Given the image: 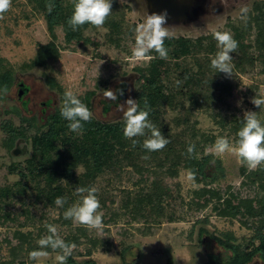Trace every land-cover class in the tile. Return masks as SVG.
<instances>
[{
    "label": "rangeland",
    "instance_id": "374dc122",
    "mask_svg": "<svg viewBox=\"0 0 264 264\" xmlns=\"http://www.w3.org/2000/svg\"><path fill=\"white\" fill-rule=\"evenodd\" d=\"M63 2L69 5L72 0ZM199 2L201 6L195 9V16L191 20H187L185 15L179 20H166L164 27L169 37L189 39L195 44L198 38L212 36L216 31H227L232 35L231 26L242 27L246 19L252 20L253 5L264 0ZM117 3V9L112 10L110 15L121 25L118 36L109 34V29L104 26H89L83 30L79 42L66 44L64 32L58 27L55 34L60 56L45 67H23L33 60L40 45L51 40L44 17L34 9L33 2L12 0L10 9L0 18V59H3L0 70L11 69L14 77L13 86L6 93L0 90V187L11 186L19 180L16 170L10 172V169L25 166V160L32 153L30 136L37 125H42L54 111L61 108L66 90L73 91L78 98L94 92L89 110L93 118L102 122L122 120L116 104H122L129 98L136 100L135 93L140 86L137 69L146 71L149 61L156 57L155 51H150L144 57L133 55L137 29L146 24L148 15L164 13L153 8L148 0H118ZM244 9L248 11L246 17L242 18ZM254 30L245 38L252 46L256 34ZM218 51L220 49L215 39H205L201 47L194 46L190 54L177 61L168 56L166 60L170 62L171 70L164 77L163 84L172 90V94L160 108L161 121L171 132H183L188 136L194 130L203 137L212 136V142L199 145V149H203L200 155L212 156L205 167L206 180L198 183L183 166L177 168L175 176L166 172L167 164L157 168L158 161L165 162V154L160 150L157 155L147 152L150 154L148 157L136 159L139 166L146 170L141 173L124 165L114 172L105 171L88 183V187L97 189L101 205L98 211L103 215L100 230L75 224L71 220L70 227L57 223L59 206L46 207L40 202H33V190L7 203L0 200V262L13 261L18 264L21 260L24 264H58L57 252L52 251L47 257L30 260L26 246L21 247L22 237L27 233L32 234L31 242L37 244L41 238L38 237L40 229L45 232L42 236L47 233L46 224L56 226L61 238L74 237V229L81 227L86 230L87 237L111 244L108 253L98 246L87 257L90 243L85 238L75 236L71 243L76 247L70 257L80 263L92 260L94 264H205L208 255H213L216 264H225L232 253L219 246L213 238H222L228 233L234 236L235 244H240L247 251L251 250L250 238L254 232L242 226L237 219L217 215L213 208L222 203L214 195L212 199L209 198L215 192L225 199L237 190L243 198L247 190L240 188V169L242 166L252 171L256 168H249L231 152L215 156L210 149L218 137H225L232 146L236 145L232 135L220 127L216 120L241 118L246 111H254L257 118H264V106L259 109L251 103L255 96L264 98V57L251 62L242 58L241 51H236L230 54L232 76L220 72L216 75V70L211 69L207 62ZM246 52L256 55L255 47ZM174 62L182 68H188L191 74H198L200 69L205 71L206 79L216 75L231 86L230 94L218 96L217 90L213 91L210 85L201 83L202 88H197L201 93L194 94L198 97V105L191 113L186 112L191 101L187 95L178 94L184 84L180 81L177 85L179 70L173 67ZM48 79L54 81L55 87L49 86ZM107 89H122L123 95L118 97L117 92L115 102L106 100L103 90ZM102 102L109 104L106 112ZM186 114H189L188 125H177V120ZM22 118L33 119L30 121L32 127L22 122ZM7 123L14 128L21 126L26 131L25 136H16L11 149L3 145L10 134L4 128ZM83 172L82 166L76 168L77 175ZM154 181L169 190L168 196L155 210L146 207L142 197V190ZM195 192L200 195L196 196ZM78 200L79 197L75 195L71 205ZM134 203L144 208L145 218L132 215L135 214ZM125 205H129L127 209ZM5 215H9V219L4 220ZM247 264L263 263L254 255Z\"/></svg>",
    "mask_w": 264,
    "mask_h": 264
},
{
    "label": "trees",
    "instance_id": "16d2710c",
    "mask_svg": "<svg viewBox=\"0 0 264 264\" xmlns=\"http://www.w3.org/2000/svg\"><path fill=\"white\" fill-rule=\"evenodd\" d=\"M34 4V9L41 13L44 17L46 29L50 36V41L44 45H40L36 50L35 56L30 63L24 64L25 68L45 67L49 62H55L59 59L60 49L56 44L55 29L61 28L64 32V41L66 44L72 42H79L82 39V32L90 24H85L77 31H72L68 26V19L73 11V4L67 5L63 0H31ZM118 0H111L112 10L117 9ZM52 3L54 8L51 13L48 12L46 5ZM252 20L246 19L242 27H232V36L238 42V49L241 51L242 58L253 62L256 58L264 57V2H258L253 5ZM109 29V34L115 33L117 36L121 33V25L115 21L111 15L108 16L103 25ZM252 29H255L254 42H246L247 34ZM214 40L212 36L200 37L193 44L189 39L185 38H168L164 44L168 50L169 58L177 61L182 57L187 56L194 49V46H202L204 40ZM113 41V39H110ZM255 47L256 55L249 54L247 49ZM156 57L152 58L146 71L137 69L139 71V90L135 93L136 101L141 109L149 111V120L160 129L170 143L160 150L165 154V162L158 161L157 168H162L167 164L166 172L170 176L177 174V168L183 166L200 183L206 180L205 167L210 162L212 156L199 154L203 149H199L200 143H210L213 141L212 136L198 135L194 130L189 132L186 136L182 133H173L161 121L160 108L166 102L168 96L172 94V90L168 89L163 84V79L171 70V64L166 59H161L155 52ZM264 59V58H263ZM264 61V60H263ZM3 59H0V68H2ZM208 66L211 68V60H208ZM173 67L178 72V80L184 85L179 89L181 96L187 95L191 101L190 107L186 112L191 113L196 108L199 100L195 93H201L200 88L202 84L210 85L213 91L217 90L218 96L223 93L230 94L231 86L218 79L217 71L214 78H205V71L199 70L198 74H191L188 68L181 67L177 62H174ZM213 69V68H211ZM193 75V76H191ZM13 73L11 69L0 70V90L4 91L5 87L9 90L13 86ZM50 87L54 86V81L47 80ZM192 83V84H191ZM203 85V86H204ZM199 86V87H198ZM193 87V88H192ZM186 89L183 92V89ZM197 88H199L197 90ZM169 93V94H168ZM177 93V92H176ZM94 92H88L79 99L89 108L91 98ZM118 97L121 95L118 93ZM103 110H108L109 104L102 102ZM184 107V106H183ZM218 115H220L218 113ZM189 114L184 115L182 119L177 120V125L183 123L188 125ZM259 119V118H258ZM22 122L28 123V127H32L30 122L33 119H21ZM264 123V118H260ZM216 123L223 129L228 130L232 138L237 142V132L242 126V117L237 119H219ZM68 122L60 115V108L54 111L42 125L35 127V132L30 136V143L32 153L30 157L25 160V166H15L10 169V172L16 170L19 175V180L11 186L0 187V200L7 203L12 198L18 196H26L29 190L34 191L35 203H42L46 207H54L57 197H65L66 203L63 207H59V216L56 220L59 224L71 226L70 220L64 219V211L74 202L75 188L88 187L90 181H94L99 175L105 171H113L121 168L123 165L133 168L136 172L146 171L140 167L137 158L140 156L148 157L145 149L142 147L143 140L147 137H136L139 141L136 147L132 146V140L126 139L123 135V120L114 122H102L95 118H91L87 122H82L83 127L79 132L69 131L67 127ZM31 125V126H30ZM44 127V130L41 128ZM4 128L10 133L4 140L3 145L7 149H11L16 136H25L26 131L21 126L16 128L10 124H6ZM188 138V139H187ZM195 144V152L189 157L187 154V147L189 144ZM152 155H157L158 151H152ZM157 157V156H155ZM82 166L84 172L80 175L76 174V168ZM149 171V170H147ZM242 181L240 188L247 190V195L241 197L239 190L223 199L220 195L212 193L222 204L214 206V211L219 216H227L229 218L237 219L238 222L252 230L254 233L250 238L251 250L247 251L240 244H235V238L232 234H224L222 238L214 237L215 242L222 248L230 251L232 256L225 264H247L251 257L256 255L264 264V164L256 167L255 170H248L245 166L241 169ZM214 179V178H213ZM169 190L160 186L157 181L150 182L146 189L142 190L143 201L146 207H151L153 210L158 209L162 204L164 197L168 196ZM196 196L200 194L195 192ZM129 205H125V209ZM134 216L145 218L144 211L141 206L136 203L133 204ZM4 220L9 219V215H5ZM133 219H136L133 217ZM72 233L74 237L68 238L65 236L66 242L71 243L75 236L85 238L90 243V249L86 251V256H91V250L101 246L105 252L110 251L111 244L107 241L87 237L86 230L77 227ZM202 231V230H201ZM38 237H42L45 233L40 229ZM71 233V232H70ZM47 234V233H46ZM202 235L200 232L199 236ZM22 248L25 245L27 251L31 252L38 248L37 244L32 243V234L27 233L23 236ZM257 244L255 245V242ZM50 253L52 250L49 248ZM123 256V254H122ZM69 264H94L92 260L85 262H76L72 257H68ZM15 262H0V264H14ZM18 264H24L19 261ZM205 264H216V258L213 255H208V261Z\"/></svg>",
    "mask_w": 264,
    "mask_h": 264
},
{
    "label": "clouds",
    "instance_id": "9594fccd",
    "mask_svg": "<svg viewBox=\"0 0 264 264\" xmlns=\"http://www.w3.org/2000/svg\"><path fill=\"white\" fill-rule=\"evenodd\" d=\"M11 4L12 0H0V18H3V14L10 9ZM72 4L73 11L67 21L72 31H77L85 24L97 28L102 27L112 13L111 0H72ZM46 8L51 13L54 4L49 3ZM247 11V9L243 10L242 18L246 17ZM165 22V15L163 14L148 15L146 24L137 29L138 34L133 48L134 56L144 57L150 51H155L161 59H167L168 50L164 42L170 37L167 28L164 27ZM213 38L220 51L211 58L210 66L217 73L232 76L230 65L232 55L230 54L236 52L238 42L227 31H216L213 33ZM179 84L180 81H177V85ZM4 92H7L6 87ZM117 92L123 95L119 89L116 91L107 89L103 90V96L106 100L115 102ZM251 103L260 109L264 106V98L255 96L251 99ZM116 108L122 114L123 135L126 139L132 140L133 147L139 143L135 139L136 137H147L143 140L142 147L148 152L162 150L170 143L162 135L160 129L149 120V111L141 109L136 100L129 98L122 104H116ZM60 115L68 122L67 127L72 132H79L83 127L82 122H87L92 118V112L71 90H66L63 94ZM236 135L238 139L235 146H232L227 138L218 137L210 149L211 154L220 156L226 152H231L243 164L253 169L264 164V123L257 118L256 112L246 111L244 113L242 126ZM195 147L194 143L188 145L187 154L189 157L194 154ZM96 193L97 189L94 187L75 188V195L79 197V200L64 211V219L90 229L100 230L103 224V215L98 211L101 205ZM66 202L65 197H57L54 201L59 207H63ZM45 228L47 234L37 241L38 248L29 252V259L37 260L47 257L49 255L47 249L50 248L58 253L56 257L58 264H67V259L76 245L62 239L56 226L46 224Z\"/></svg>",
    "mask_w": 264,
    "mask_h": 264
},
{
    "label": "water",
    "instance_id": "95a60500",
    "mask_svg": "<svg viewBox=\"0 0 264 264\" xmlns=\"http://www.w3.org/2000/svg\"><path fill=\"white\" fill-rule=\"evenodd\" d=\"M151 3L153 8H156L160 11H163L166 20H173L175 18H180L185 15L186 19H192L195 16L194 10H181L177 6V3L172 0H148ZM18 96H21V92H19Z\"/></svg>",
    "mask_w": 264,
    "mask_h": 264
},
{
    "label": "flooded vegetation",
    "instance_id": "af4514ba",
    "mask_svg": "<svg viewBox=\"0 0 264 264\" xmlns=\"http://www.w3.org/2000/svg\"><path fill=\"white\" fill-rule=\"evenodd\" d=\"M172 1L177 3V6L179 8H181V10H184V9L191 10L192 8H196V7L201 6L199 0H197V1L196 0H172ZM120 90L123 92L122 89H120Z\"/></svg>",
    "mask_w": 264,
    "mask_h": 264
},
{
    "label": "bare ground",
    "instance_id": "6f19581e",
    "mask_svg": "<svg viewBox=\"0 0 264 264\" xmlns=\"http://www.w3.org/2000/svg\"><path fill=\"white\" fill-rule=\"evenodd\" d=\"M191 9V8H190ZM194 9H199V7H196V8H192L191 10H194ZM173 20H179V18H175ZM187 20H191V19H187ZM169 21V20H168Z\"/></svg>",
    "mask_w": 264,
    "mask_h": 264
}]
</instances>
